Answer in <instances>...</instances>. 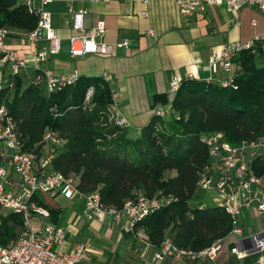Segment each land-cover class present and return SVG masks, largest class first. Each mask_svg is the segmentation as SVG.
Returning <instances> with one entry per match:
<instances>
[{"label":"trees","instance_id":"16d2710c","mask_svg":"<svg viewBox=\"0 0 264 264\" xmlns=\"http://www.w3.org/2000/svg\"><path fill=\"white\" fill-rule=\"evenodd\" d=\"M36 23L37 17L27 12L24 3L0 0V27L25 34ZM234 60L238 63L233 79L236 87L183 80L172 100V111L163 117L153 115L135 137L127 126H118L110 117L111 85L101 75H79L72 84L46 96L39 89L41 84L23 86L15 76L10 97L7 90L1 95L17 123L23 150L41 154L36 144L46 127L55 129L63 142L51 147L55 153L52 167L76 176L83 191L98 189L107 206L121 207L136 194L153 197L170 193L168 204L137 224L145 226L158 246L168 232L178 246L198 250L225 237L232 228L221 207L191 206L198 190V170L208 159L198 135L222 131L232 145L264 138V46L243 50ZM89 85L94 91L91 104L84 107ZM160 101L165 104L168 99ZM251 166L264 178L263 156L253 158ZM4 210L0 207V245L14 239L23 226L22 214ZM48 212L50 215V208ZM249 257L255 262V254Z\"/></svg>","mask_w":264,"mask_h":264},{"label":"crops","instance_id":"0c3cea01","mask_svg":"<svg viewBox=\"0 0 264 264\" xmlns=\"http://www.w3.org/2000/svg\"><path fill=\"white\" fill-rule=\"evenodd\" d=\"M26 1L17 0V3H24L27 9ZM46 7L50 12L51 27L61 38L62 44L67 43L70 35L78 33L73 28L72 16L79 9L86 10L83 16L85 29L102 20L105 24L102 36L104 41L111 43L121 39L128 40L127 47L115 48L110 54L86 53L71 56L68 51L60 50L49 55L42 65L58 74L76 71L78 76L96 77L104 72L108 73L116 93L115 102L109 107L110 117L125 118L132 137L137 136L155 115L158 105H172L183 80L193 79L221 85L228 78L234 79L237 61L234 60L230 69L225 70L210 63L212 51L219 50L224 43L235 40L243 42L264 33V13L251 5H244L234 13L223 5H209L202 13L188 16L179 14L174 0H55ZM10 31L9 40H5L8 47L14 49L18 56L30 52L33 45L26 42L22 34L24 32L18 29ZM46 45V40L39 44ZM256 46L263 47L264 39L257 41ZM8 69L9 65H5V75L9 74ZM32 75V68H20L13 79L18 76L23 86H27L32 83ZM145 75H152L153 78L156 89L154 106L148 103ZM172 77L180 81L174 94L168 92ZM39 84L42 95L49 94L44 82ZM6 90L8 93L5 95L10 97L11 90ZM165 97L168 102L161 103L160 100ZM37 145L42 150V155L48 152L45 149L47 147L41 148L39 142ZM2 148L0 143V151ZM74 177L77 185V177ZM211 190L214 191L211 198L214 203L211 207L219 206L221 196L217 190ZM34 196L32 200L47 210L50 208L51 213L47 216L32 213L31 220L64 228L62 242L54 246L57 250H67L75 243L88 242L79 264H256L259 255L257 251L249 253L245 249L239 250L240 254H237L225 247L213 260L191 261L186 256L158 260L154 253L159 246L151 241L143 224H136L133 232H127L108 217L88 218L84 214L83 200L76 196L67 198L61 192L36 193ZM198 201H194L191 206L208 207ZM5 210L4 212L9 211ZM238 226L241 232H229L223 237L224 241L235 242L258 233L260 217L253 209L244 208L238 216ZM251 254L256 255L255 262L254 258L249 257Z\"/></svg>","mask_w":264,"mask_h":264},{"label":"built area","instance_id":"2783aa9c","mask_svg":"<svg viewBox=\"0 0 264 264\" xmlns=\"http://www.w3.org/2000/svg\"><path fill=\"white\" fill-rule=\"evenodd\" d=\"M55 0H38L36 6L29 5L27 10L37 17L33 29L24 34L28 44L33 45L30 52L18 56L14 49L5 43L10 34L5 27H0V207L22 214L23 226L16 237L5 245H0V264H79L88 242H78L69 249L59 251L54 246L59 245L64 237V228L60 225L37 223L31 220V214L36 213L47 216L48 210L32 200L36 193L51 194L61 192L65 197H78L83 200L84 214L88 218L110 220L121 225L123 230L133 232L138 221L148 214L168 204L172 195L148 197L136 194L125 199L121 207L105 205L98 189L83 191L75 183L72 174H63L52 167L55 153L51 147L60 145L62 138L58 132L46 127L39 141L41 148L49 147L46 154L42 155L34 150H23L22 141L18 133L17 123L9 113L5 96L1 94L14 85L13 75L20 68H32V84L44 82L48 92L72 84L77 78L76 71L69 74H58L52 69L44 68L43 62L49 55L61 50L62 40L51 27L50 12L47 5ZM72 1V0H65ZM107 1V0H104ZM181 16L193 13H202L206 6L223 5L234 13L244 5H251L264 13V0H174ZM85 9L73 12L72 25L78 33L70 35L67 43L71 56L86 53L110 54L115 48L127 47V39L115 42H106L102 39L105 24L97 21L88 29L84 28L83 16ZM255 22L253 21V24ZM264 39V33L240 42L238 40L224 43L219 50H214L210 55V63L217 64L225 70L230 69L236 55L243 50L254 51L256 42ZM42 40L47 41L46 46H39ZM9 65V74H4V66ZM103 80L111 85L108 73L101 74ZM180 81L172 77L169 81L168 92L175 93ZM233 84V78L221 82L226 86ZM112 104L115 102L116 93L111 85ZM93 86L89 85L84 93L83 105L91 104ZM111 107V105H110ZM172 111V105H158L155 115L165 116ZM114 122L120 126H128V121L123 117H113ZM198 141L206 146L207 161L198 170L195 186L197 189H215L221 196L219 206L228 215L232 233H240L238 216L242 209H253L260 217V230L254 236V247L259 253L256 264H264V178L254 173L251 161L257 156L264 157V138L259 136L253 139L242 140L237 145L230 144L222 131L200 133ZM237 242V241H235ZM228 241L223 238L214 240L209 246L202 249H192L178 246L171 234L164 235L155 258L163 260L167 257H188L191 261L197 259L213 260L220 251L227 247ZM240 254L237 247L229 249ZM123 264V263H119Z\"/></svg>","mask_w":264,"mask_h":264},{"label":"water","instance_id":"95a60500","mask_svg":"<svg viewBox=\"0 0 264 264\" xmlns=\"http://www.w3.org/2000/svg\"><path fill=\"white\" fill-rule=\"evenodd\" d=\"M61 50L69 51V44L64 43L61 45ZM145 86L147 90V99L150 106H154V95L156 94L155 85L153 82L152 75H145ZM254 236H258L255 234ZM253 235L240 239L237 242L231 241L228 243L227 247L229 249L237 247L238 250H247L249 253L255 252L257 249L254 247Z\"/></svg>","mask_w":264,"mask_h":264},{"label":"rangeland","instance_id":"374dc122","mask_svg":"<svg viewBox=\"0 0 264 264\" xmlns=\"http://www.w3.org/2000/svg\"><path fill=\"white\" fill-rule=\"evenodd\" d=\"M24 0H18V2H22ZM37 4V0H31V3L29 5H33L35 6ZM8 30H10L9 28H7ZM9 40V37L7 35L6 37V41ZM214 194V191L213 190H201V189H198L195 194H194V198L193 200L190 201L191 204H193L194 201H198L200 203H204L206 206L208 207H211V205L214 203L212 201V196ZM7 210V209H6ZM5 210V211H6Z\"/></svg>","mask_w":264,"mask_h":264}]
</instances>
